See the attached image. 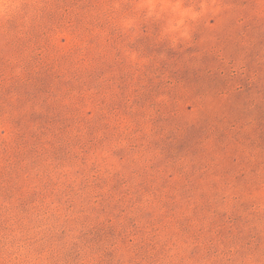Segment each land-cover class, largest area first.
Returning <instances> with one entry per match:
<instances>
[{
  "label": "rangeland",
  "instance_id": "rangeland-1",
  "mask_svg": "<svg viewBox=\"0 0 264 264\" xmlns=\"http://www.w3.org/2000/svg\"><path fill=\"white\" fill-rule=\"evenodd\" d=\"M0 264H264V0H0Z\"/></svg>",
  "mask_w": 264,
  "mask_h": 264
}]
</instances>
